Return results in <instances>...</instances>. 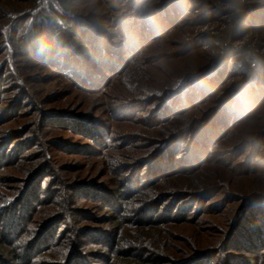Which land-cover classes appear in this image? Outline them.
I'll return each instance as SVG.
<instances>
[{"label":"trees","instance_id":"1","mask_svg":"<svg viewBox=\"0 0 264 264\" xmlns=\"http://www.w3.org/2000/svg\"><path fill=\"white\" fill-rule=\"evenodd\" d=\"M95 1L94 6L87 7ZM256 1L259 12H264V0ZM208 4V0H0V115L11 119L0 121L1 127L8 126V138L0 145V169L4 171L27 160L10 149V140L20 142L16 147L22 146L23 139L37 146L43 130L48 128L68 135V152L111 156L115 137L110 126L86 117L84 111L74 112L68 108L71 103L63 107L56 96L48 99L42 95L44 89L30 91L25 82L43 84L34 73L37 69L47 68L48 76L61 78L67 85L52 95L65 96V90H69L67 96L78 92L87 97H99L101 93L106 96L112 80L129 72L139 81L150 75L148 67L152 64L158 76L169 72V82L159 81L152 94H147L149 97L140 86L135 93L113 96L112 103L107 101L113 122L134 123L138 113L148 112L145 126L168 130V137L149 141L151 151L136 158L126 171L129 175L119 180L120 188L112 192L93 187L75 191L82 196L80 200L96 202L101 207L97 211L104 210L109 220L119 223L110 230H85L71 224L59 241L53 242L69 218L73 203L66 195L61 206L47 212L43 206L49 201H37L40 188L35 182L51 169L48 154L36 162L30 181L15 195L0 193V245L6 244L13 264H88L90 260L105 264H114L113 260H122L123 264H264V117L257 119L264 110V64L257 68V75L251 69L244 72L227 57L230 51L210 57L180 38L169 39L188 23L185 16L195 8L207 14ZM81 6L85 7L83 12L79 11ZM95 11L98 14L91 17L79 15ZM101 23H108L117 34L103 31L96 25ZM249 25L264 30V17ZM163 42L175 51L167 48L150 53ZM196 54L199 64L183 70V74L170 64ZM139 64L144 66L142 72L136 71L137 66L141 68ZM10 81L8 90L4 86ZM179 81H183L182 87ZM244 81L251 85L247 109L234 107L232 98L233 89ZM113 91L117 94L116 88ZM221 92L226 94L219 96ZM26 105L29 111L23 113ZM184 119L186 123L181 126ZM129 138L131 135L123 141L130 142ZM54 142L52 148H64L58 147L59 141ZM210 168L218 173L204 185L184 188L173 183L194 178ZM123 190L128 193L125 198ZM26 201L31 210V202L39 204L36 213L47 217L40 223L44 225H40V232H26L21 226L38 225L39 218L34 220L32 213L15 211ZM131 202L135 204L132 214L138 220L134 224L138 244L129 241L131 234L126 229L132 220L125 216V205ZM12 210L16 214L10 213ZM117 214L123 217L116 219ZM184 224L205 226L208 235L200 240L195 232L191 233L187 248L181 254H175L173 248V254L167 249V227ZM68 233L70 239L62 247ZM92 245L100 252L92 254ZM60 247L63 251L58 255ZM40 250L44 256L38 254ZM233 251L245 252L247 258L235 256ZM104 252L108 257H100ZM182 254L186 256L180 257ZM1 256L0 264H12Z\"/></svg>","mask_w":264,"mask_h":264},{"label":"rangeland","instance_id":"2","mask_svg":"<svg viewBox=\"0 0 264 264\" xmlns=\"http://www.w3.org/2000/svg\"><path fill=\"white\" fill-rule=\"evenodd\" d=\"M208 1L209 6L207 9V14L204 15L203 12L199 10V7L195 8L193 11L189 12L185 16V19H187V22L191 25L187 23L174 35L170 36L169 39L171 41H174L176 38H180V40L184 41L186 45H190L195 49H200L203 55H207L210 57H218L219 55L224 54L226 50L228 52L230 51V53L228 54L229 56L227 55V57L231 58L232 63L236 64L238 69H241L244 72L249 71L251 69L254 74H256L257 68L264 64V30L257 29L255 28V26L249 24H256L261 18L264 17V12H259V2L256 0ZM96 3L97 1H95L94 3H90L87 7H92ZM99 7H97V9H99ZM83 8L85 7L81 6V8H79V11L83 12ZM97 11L91 13L86 12L79 15L83 18L91 17L98 14ZM248 16H251L249 20L250 23L247 20ZM244 21L246 22L244 23ZM96 25H98L99 28H101L103 31H109L110 34H117L115 29L108 28V23H101ZM118 42L121 44V41ZM165 43H167L168 46L170 45L169 42ZM167 48L169 50L171 49V51L173 52L175 51V48H172V46L165 47L163 42L162 45L158 44L154 46L151 49L152 51H150V53H158L160 51L164 52ZM170 57H173V54H171ZM126 58L129 59V56H127ZM2 59L0 61H2ZM199 61V54H196L189 55L183 60L177 62L171 61L170 64L172 67H175L177 69V73L183 74V70L185 71L188 68H193V66L199 64ZM153 65L154 64L148 67L151 71L150 75L140 77L139 81L135 80L136 77H134L133 74H129L130 72L126 73L125 75L119 78H114L110 84L111 89L109 88L106 90V93H109L106 96L104 95L105 93H101L99 97H87L83 93L81 94L78 92L75 93V95L72 94L73 96H71V94L70 96H67L70 93L69 90H65V96L61 94L52 95L54 93L57 94L60 90L62 91V89L64 88L66 89L67 85L61 78L55 79L48 76L49 70H47V68L37 69L36 71H34L35 75H38L39 81H43V84H38L36 86V84H30V81L25 82V85H30L29 88L30 91L32 90L31 92H34L36 88L44 89L42 95L48 97V99L56 96L58 97L56 100L61 101V105H63V107L68 106V104L71 103L68 108H70L74 112L80 113L81 111H84L86 117L94 118L97 121L104 122L106 126H110V130H112L115 137L114 145L110 150L111 156H109L108 158L99 157L98 155L93 154L91 156H89L90 154H87L85 156L81 152H68V150H66V147L68 145L67 141L69 140L68 135L64 132H56V130L53 128H51L53 130H48L49 128L45 131L43 130L44 134L42 135L40 144L37 146H32L33 144H29L28 141H25V139H23V141L21 142L22 146L19 145L16 147V145H18V143L20 142H16L17 140L15 142L10 140V143H12L10 149H13V151L15 150L14 153L20 157L21 155H23L21 158H27V160L23 164H18L16 166L11 167L10 169H6L5 171L3 169H0V193H7L8 196L15 195L22 187L26 185L25 183L28 182V179L30 181V174L33 173V168H35L37 164L36 162H39L43 158V156L46 157L48 154H50L49 156L52 159L50 165L51 169L46 170L45 173L40 177V180H37L35 182L37 187L40 188L37 201H49V203H45V205L43 206L47 212H49L50 209H55L56 205L61 206L63 201H65L66 195L70 198L71 205L73 203V206H71V213L69 212V218H67L65 223H63L61 228L56 232V239H54L53 242H58L64 231L72 227L73 224V228L81 227L85 230L87 228H94V230H110L115 225H117L119 223V220H109L111 219V217L108 216L107 212H105L104 210L102 211V209H99L101 207L97 206L96 202L86 200L85 198L84 200H80L83 199L82 196L77 194V192L75 191L84 189V187H93L99 189V191L112 192L113 190L120 188L119 186H117L119 180L122 181L124 176L129 175V172L126 171H128L130 166L133 165L136 158H141L145 156V153H148V149H150L151 151L153 146H148L150 144L149 141L151 139H166L168 137V132H166L168 130L149 129L145 126V119L149 115L148 112L141 114L138 113L135 116L136 121L134 123H117L112 121L109 112L110 107L107 106V101L109 103H112L113 96L116 97L120 94L126 96L129 93H135V90L138 89V87L140 86H142L141 92H143L145 96H148L149 94H152L151 90L156 85L160 84V82H169V72L165 74L161 72L162 75L158 76L157 73H153V70H156L153 69L156 67ZM139 66H141V68H138L137 66L136 71L140 70L142 72V67L144 66H142L141 64H139ZM27 69L29 68H26V73L29 72V70ZM131 77H134V80L130 79ZM49 82L50 84H47ZM11 83V81L8 85L6 83L4 87L10 90ZM178 85L182 87L183 81H179ZM1 87H3L2 84ZM115 88L117 90V94H114V91L111 93V91ZM121 91L123 92L121 93ZM225 94L226 92H221L218 95L222 96ZM28 111L29 107L28 105H26L23 108L22 112L25 113ZM30 112L32 113L33 111ZM262 115H264V110L261 111L260 117H257V119L264 117ZM2 120L5 122L11 121V119L5 120L4 117L2 118L0 115V121ZM185 123V119L180 121L181 126L183 124L185 125ZM7 127L8 126L6 124L3 127L0 126V145L2 144V141L8 138V135L6 134V129H8ZM127 135H131V138H129V140L131 141L128 143L123 141V138ZM73 140L74 142L79 141L76 139ZM54 141L61 142H58V147L64 148H52L51 143H53ZM82 143L85 142L82 141ZM153 149L157 150L156 147ZM10 153H12V150L9 151V155ZM117 159L119 162L117 161ZM17 162H19V160ZM217 173L218 170L210 168L207 172L200 173L194 178L179 179L173 181V183H175L177 187L182 186L184 188L197 185L198 183L204 185L208 181H210L211 178ZM126 191L127 190H123V198L128 196V193ZM74 195H76L75 198ZM52 201L53 203L51 204ZM23 204L26 206L28 204V201L24 202ZM30 205L33 207L32 210L27 206L23 209L22 206L20 207L19 211L16 209L15 211H17V213H26V215L28 213H32L31 216L34 217V220L39 218V223L37 222L36 224L38 225L36 226L33 224H25L21 226L26 227V232L34 229H36L37 232H40L42 228L40 227V225H42L40 223H42L47 217L46 215L40 216L38 213H36V211L41 208L39 204L31 202ZM125 206V209L127 210L125 216L127 218L131 217L130 220H132L130 222H127L129 226H126V229L129 231L128 234H131L129 237V241L138 244L140 239H138L136 236L137 229L135 227L137 225H134L135 222H138V220H136L137 215L132 214V211H134L133 208L135 204H132L131 202V204L127 203V205ZM97 207H99L98 211L96 210ZM15 211L12 210L10 213L14 212L13 214H16ZM6 217L7 215L4 216V218ZM120 217L123 216L121 214H117L116 219H120ZM167 228L168 230L166 234L169 237V240L167 239L169 241L167 249H169V252L171 253H173L172 251L176 250L175 254L176 252L181 254V251L187 248V245H189L188 241L191 233L195 232L196 237L198 236V239L200 240H204L208 235L207 228L205 226L195 228L192 225L189 226L184 224L181 226L172 225ZM84 232L86 233V231ZM198 232L199 235H197ZM122 235H124V233ZM15 237L17 238L15 240V243L18 244V240L20 239L19 235ZM64 239L65 241H61L63 243L62 247H65V242H67V239H70L69 233L68 235L65 234ZM161 241L162 239L159 242ZM62 247H60V249L58 250V255H60L61 251H63L61 249ZM90 247H93L90 251L92 254H97L100 252V250L97 249V246L92 245ZM173 248L175 250H172ZM41 251L42 250H40L38 254L44 256L45 252ZM232 253H234V255L238 257H246L245 252L239 253L233 251ZM1 255L6 257L10 261V263L12 262V257H10V255L8 254V248L5 243L0 245V257H2ZM25 255H23L24 259H26ZM28 255L30 254L28 253ZM58 255L56 256L57 260H59ZM88 256L92 257L90 255ZM101 256L108 257L106 252L100 254V257ZM185 256V254H182L180 257ZM217 261L218 259L215 260V262ZM31 263L37 264L35 261ZM87 263L105 264L103 261L97 260H90ZM113 263L123 264L124 262L122 260H113ZM40 264L45 263L42 262ZM251 264L256 263L252 262Z\"/></svg>","mask_w":264,"mask_h":264},{"label":"clouds","instance_id":"3","mask_svg":"<svg viewBox=\"0 0 264 264\" xmlns=\"http://www.w3.org/2000/svg\"><path fill=\"white\" fill-rule=\"evenodd\" d=\"M194 79H199L198 76H194ZM250 88L249 82L244 81L236 86L232 91L233 105L241 109H247L251 104L250 99Z\"/></svg>","mask_w":264,"mask_h":264}]
</instances>
